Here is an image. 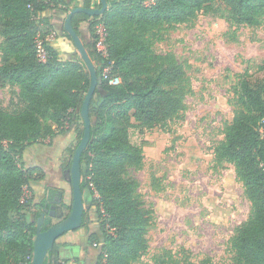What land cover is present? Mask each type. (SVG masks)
Wrapping results in <instances>:
<instances>
[{"label":"trees","instance_id":"16d2710c","mask_svg":"<svg viewBox=\"0 0 264 264\" xmlns=\"http://www.w3.org/2000/svg\"><path fill=\"white\" fill-rule=\"evenodd\" d=\"M107 1L104 13L78 12L72 20L79 35L81 23H89L90 41L85 45L99 77L90 105L91 140L82 154L81 187L94 195L91 211L97 229L89 233L88 243L100 253L93 264H134L148 248L146 235L155 210L130 176V169L142 168L144 150L131 141L129 129L134 121L153 126L174 117L186 108L191 91L176 55L156 53L153 46L163 30L192 23L201 13L257 27L264 16V0ZM77 6L102 4L100 0H0V88L11 86L17 95L9 107L0 106V264H32L37 221L45 206L44 199L35 201L33 186L45 173L25 162L26 152L71 126L81 136L84 133V125L79 131L77 123L83 120L80 109L90 73L81 57L64 58L50 41L53 34L74 45L64 23L60 30L55 26L53 12L67 15ZM101 38L105 52L97 47ZM39 41L45 59L39 56ZM105 68L121 82L111 84L103 75ZM66 150L73 156L75 149ZM215 154L218 161L233 164L250 202L249 216L231 241L236 264H264V78H241L237 108ZM71 165L72 159L63 167L70 183ZM26 191L32 195L26 196ZM66 208L71 211V205ZM49 223L45 221L44 230ZM85 223L86 218L82 227ZM45 264H53L50 254ZM154 264L180 263L158 258Z\"/></svg>","mask_w":264,"mask_h":264},{"label":"rangeland","instance_id":"374dc122","mask_svg":"<svg viewBox=\"0 0 264 264\" xmlns=\"http://www.w3.org/2000/svg\"><path fill=\"white\" fill-rule=\"evenodd\" d=\"M153 49L176 55L191 91L186 108L174 117L153 126L134 121L129 129L131 141L144 150L142 168L130 169V176L155 210L146 235L148 248L134 264H154L158 258L180 264H236L231 241L249 216L250 202L233 164L218 161L215 148L233 119L243 75L264 78V16L259 26L250 27L201 13L192 23L163 30ZM2 57L0 37V62ZM76 57H80L77 49ZM16 98L13 87L0 88V106L9 107ZM77 124L80 131L83 120ZM81 139L71 126L25 154L28 165L40 166L45 173L34 186L35 201L49 195L48 188L62 199L57 210L62 217L50 219V226L70 213L66 205L72 203V187L63 167L73 159L66 149H76ZM93 199L84 190L87 221L80 234L75 233L77 238H70L76 244L67 240L81 247L83 255L77 261L82 264H93L100 253L88 243L89 233L96 228ZM72 234L68 232V237Z\"/></svg>","mask_w":264,"mask_h":264},{"label":"water","instance_id":"95a60500","mask_svg":"<svg viewBox=\"0 0 264 264\" xmlns=\"http://www.w3.org/2000/svg\"><path fill=\"white\" fill-rule=\"evenodd\" d=\"M102 6L99 8H88L84 6H77L66 15L64 21V29L70 35L73 43L80 54V57L85 62V65L90 73L91 82L88 92L81 105V117L84 122V133L80 143L77 145L72 159V165L70 168L71 175V187H72V203L70 213L60 220L59 222L49 226L44 230V223L46 220H50L57 217V204H53L51 208L48 207V203H45L44 209L41 211V215L37 221V232L34 238L33 258L32 264H45L49 254L54 250L59 238L64 234L80 229L84 224V217L86 212V205L84 202V191L81 187L82 182V154L87 148L91 140V125L92 119L90 116V105L95 95L99 83V77L97 73L96 65L94 64L85 42L81 35H79L72 24L73 16L78 12H83L91 16L100 15L108 8L107 0H100ZM58 203L61 201L58 198ZM34 219V216H33Z\"/></svg>","mask_w":264,"mask_h":264},{"label":"crops","instance_id":"0c3cea01","mask_svg":"<svg viewBox=\"0 0 264 264\" xmlns=\"http://www.w3.org/2000/svg\"><path fill=\"white\" fill-rule=\"evenodd\" d=\"M53 14H54L53 22H54L55 26H57L58 30H60L62 28V24L64 23L63 21L66 18V13L61 11V10H55L53 12ZM80 31H81V36H82L84 42L85 43L89 42L90 41L89 23L88 22L81 23ZM50 41L53 43V45H55V47L60 52L61 56H63L64 58H73V57L76 56V48L74 47L72 42L69 39H67L66 37H64V36L56 37L53 34H51L50 35ZM38 183H40V182H38ZM35 184H36V182H35ZM35 184H34V186H35ZM34 194H35V192H34ZM43 199H44V197H43ZM40 201L41 200H38L36 202H40ZM93 215H96V214L92 213V216ZM94 222H95L96 228H94L93 231H96L97 222L95 220H94ZM81 228L77 229V231L76 230L70 231L74 235L72 234V235H70L68 237V233H67L66 235H63L62 237H60V239H59L62 242V243H60L61 245H68L70 247H72V246L76 247L78 255L76 257H72V258H61V259H58L60 261L58 263L53 262V264H75V263L82 264V261H80V260L77 261L78 258H79V254L81 253V247H79V245H74V244H76L77 240L70 239V238H77V235H75V233L81 232L80 231ZM78 234H80V233H78ZM67 237H68V239H66ZM69 239L73 240L74 244L73 243H69L70 241H67ZM82 255L83 254L81 253V256ZM84 257L86 258V255H84Z\"/></svg>","mask_w":264,"mask_h":264},{"label":"flooded vegetation","instance_id":"af4514ba","mask_svg":"<svg viewBox=\"0 0 264 264\" xmlns=\"http://www.w3.org/2000/svg\"><path fill=\"white\" fill-rule=\"evenodd\" d=\"M65 175H66L67 180H68L69 179L68 171L65 172ZM58 193L59 192H57V193L50 192L49 195H47L44 198L45 203L46 202L48 203V207L49 208H51V206L53 204H57V210H58V206L62 202V199H61V201L59 203L57 201L59 197H58V195H55V194H58ZM43 209H44V207L42 208V210ZM57 213H58V211H57ZM84 220H85V217H84ZM50 255L53 258V262L58 263L60 261L58 259H61V258H72V257H76L78 254H77L76 247H74V246L70 247L68 245H61V244L56 243V246H55L54 250L50 253Z\"/></svg>","mask_w":264,"mask_h":264},{"label":"built area","instance_id":"2783aa9c","mask_svg":"<svg viewBox=\"0 0 264 264\" xmlns=\"http://www.w3.org/2000/svg\"><path fill=\"white\" fill-rule=\"evenodd\" d=\"M99 32H100L101 36H103V28H102V27H99ZM38 46H39V56H40L42 59H45V57H46V51H45V49L43 48V46H42V42H41V41H39ZM97 47H98V49H99L100 51L105 52V50H106V45L104 44V39H103V38H101V39L98 41V43H97ZM103 75H104V77H105L106 79H109V82H110L111 84L116 85V84H118V83L121 82L120 77L112 76V75L110 74V70H109V68H105V69H104ZM28 193H29V191H26V196H29Z\"/></svg>","mask_w":264,"mask_h":264}]
</instances>
